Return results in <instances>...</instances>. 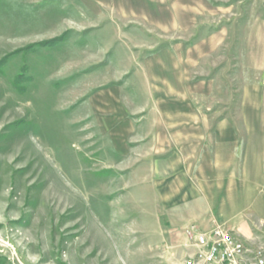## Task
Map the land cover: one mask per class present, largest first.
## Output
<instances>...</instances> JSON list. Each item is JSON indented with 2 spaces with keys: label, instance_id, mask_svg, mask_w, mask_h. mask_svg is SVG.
Segmentation results:
<instances>
[{
  "label": "rangeland",
  "instance_id": "374dc122",
  "mask_svg": "<svg viewBox=\"0 0 264 264\" xmlns=\"http://www.w3.org/2000/svg\"><path fill=\"white\" fill-rule=\"evenodd\" d=\"M192 226L264 246V0H0V264H182Z\"/></svg>",
  "mask_w": 264,
  "mask_h": 264
},
{
  "label": "built area",
  "instance_id": "2783aa9c",
  "mask_svg": "<svg viewBox=\"0 0 264 264\" xmlns=\"http://www.w3.org/2000/svg\"><path fill=\"white\" fill-rule=\"evenodd\" d=\"M185 235L193 252L182 264H264V246L251 248L225 228L192 226Z\"/></svg>",
  "mask_w": 264,
  "mask_h": 264
},
{
  "label": "crops",
  "instance_id": "0c3cea01",
  "mask_svg": "<svg viewBox=\"0 0 264 264\" xmlns=\"http://www.w3.org/2000/svg\"><path fill=\"white\" fill-rule=\"evenodd\" d=\"M171 239H172L171 241L173 242V240L175 241L177 239V237L176 238L172 237ZM177 242H180L181 244H183V246L188 248L190 253L193 252V249L189 246V243H188V240H187L186 236L184 238H178Z\"/></svg>",
  "mask_w": 264,
  "mask_h": 264
}]
</instances>
